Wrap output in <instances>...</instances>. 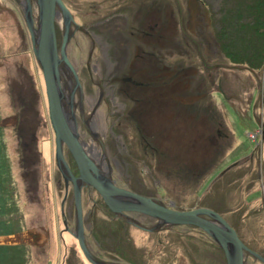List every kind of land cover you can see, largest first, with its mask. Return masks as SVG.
<instances>
[{
	"label": "rangeland",
	"instance_id": "rangeland-1",
	"mask_svg": "<svg viewBox=\"0 0 264 264\" xmlns=\"http://www.w3.org/2000/svg\"><path fill=\"white\" fill-rule=\"evenodd\" d=\"M63 2L71 20L58 8L54 24L59 40L65 35L70 65L57 52L56 67L71 83L57 76L68 89L61 102L77 136L99 147L113 183L178 209L217 211L251 251L244 264H264L253 255H264V73L234 64L219 49L212 16L221 0ZM31 4L36 33L38 2ZM40 67L21 0H0V125L23 226L0 235V243L25 246L24 264H90L64 229V218L72 229L75 223L72 191L68 185L61 214L65 188ZM62 152L72 168L63 143ZM80 189L84 242L95 256L225 264L220 246L198 226L125 212L154 226L137 228L115 219L93 187L82 182Z\"/></svg>",
	"mask_w": 264,
	"mask_h": 264
},
{
	"label": "water",
	"instance_id": "water-1",
	"mask_svg": "<svg viewBox=\"0 0 264 264\" xmlns=\"http://www.w3.org/2000/svg\"><path fill=\"white\" fill-rule=\"evenodd\" d=\"M38 2V27L37 32L33 28L31 14V0H21L23 15L31 39V49L39 64L44 92L47 102V111L50 125L54 133V156L57 166L62 167L72 180L75 214L77 220L78 245L86 260L92 264H128L117 261H96L86 248L82 233V211L79 186L76 179H80L86 185H90L101 196L104 204L113 212L136 211L149 214L158 218L159 223L164 224H192L198 226L214 238L225 256V264H244L245 252H250L242 243L235 229L217 211L207 206H195L191 208H175L172 203L163 204L153 196L135 192L114 184L106 172L98 170L80 140L75 135V127L69 124L68 117L61 102V90L57 78V45L54 20L57 9L60 8L68 16H71L63 0H37ZM66 39L63 36L58 49L62 59L69 64L64 52ZM62 143L71 154L78 174L74 175L70 170L62 152ZM66 182V181H65ZM123 214V213H122ZM137 227L152 230L154 226H143L132 221ZM157 226V225H156ZM253 253V252H252ZM258 259L264 262V255L255 253Z\"/></svg>",
	"mask_w": 264,
	"mask_h": 264
},
{
	"label": "trees",
	"instance_id": "trees-1",
	"mask_svg": "<svg viewBox=\"0 0 264 264\" xmlns=\"http://www.w3.org/2000/svg\"><path fill=\"white\" fill-rule=\"evenodd\" d=\"M201 5L205 7V4L201 3ZM220 5L219 13L212 16L215 26L214 39L219 49L234 64H244L255 70L262 69L264 73V0H221ZM136 131H138L137 128ZM138 136L140 138V133ZM4 139L0 125L1 236L2 234H13L23 228L20 217L15 215L19 206L15 196L17 193L13 183L11 158L8 156ZM209 172H201L198 176L201 183L203 176L209 175ZM26 257L25 246L17 243L13 245L12 243H0V264H24Z\"/></svg>",
	"mask_w": 264,
	"mask_h": 264
},
{
	"label": "flooded vegetation",
	"instance_id": "flooded-vegetation-1",
	"mask_svg": "<svg viewBox=\"0 0 264 264\" xmlns=\"http://www.w3.org/2000/svg\"><path fill=\"white\" fill-rule=\"evenodd\" d=\"M58 12V11H57ZM58 14V13H57ZM57 14H56V16H57ZM56 16H55V18H56ZM69 18H70V20H71V16H69ZM102 20H100V21H103V22H105L104 20H106V18L105 17H102L101 18ZM99 22V20H96V22L95 21H93L92 23H98ZM71 24H72V22H71ZM54 27H55V25H54ZM107 29H108V24H107ZM55 36H56V45H57V52H58V49H59V47H60V45H61V41H62V39H63V36H65V35H61V38H60V40H59V33L57 34L56 33V31H55ZM60 54V53H59ZM89 63V62H88ZM89 66V65H88ZM57 69H58V72H57V74H58V76L60 77V80H61V82H62V84H63V78H65L66 79V81H67V84H68V87H69V83H71V77H69L67 74H66V72L63 70V68H60L59 66H57ZM76 78V77H75ZM122 78H124V79H126L127 78V76H123ZM77 82V81H76ZM100 84V83H99ZM62 92H64V94L66 95L67 94V88L64 86V87H62L61 89H60ZM111 93H114V89L111 91ZM100 98H102V96L100 97ZM100 98H99V101H100ZM66 107H68V106H66ZM64 108V107H63ZM65 110V112H67L68 113V115L67 116H69V124L71 125V126H74V121H73V119L71 118V116H70V108L68 107V108H66V109H64ZM92 125H94V121H93V119L91 120V122H90ZM75 135H76V137H78L77 136V134H76V132H75ZM141 136V135H140ZM78 139L80 140V142H81V144H82V146L84 147V149L86 150V152L89 154V155H91V157L93 158L92 159V161L94 162V164H95V166L98 168V170H99V172L100 171H103V172H105V164H104V161L103 162H100V160H99V151H98V148L99 147H97L96 146V144L92 141H90V142H87V141H85V140H82L81 138H79L78 137ZM66 147V146H65ZM89 151V152H88ZM68 154H69V156H70V158L72 159V168H70V170L72 171V173L74 174V175H77L78 174V169H77V167H76V163L74 162V160H73V158L71 157V154L69 153V151H68ZM68 164V163H67ZM69 166V165H68ZM58 167V166H57ZM58 169L60 170V175H61V177H62V181L64 182V188H65V191H64V194H63V198L61 199V214H63L64 212H63V210H62V206H63V201L65 200V198H66V195H67V192H68V185H70L71 186V191H72V201H73V211H74V226H73V229L72 228H70L68 225H67V223H66V219L64 218V220H63V225H64V229L65 230H67L74 238H75V242L77 243V245H78V242H77V238L75 237V234H76V232H77V220H76V214H75V205H74V193H73V185H72V180H70L69 179V177H68V175H67V172L65 171V169L62 167L61 169L58 167ZM66 181V182H65ZM76 182H77V184H78V186H79V190H80V194H81V184H82V181L80 180V179H76ZM90 186V185H89ZM120 186V185H119ZM92 187V186H91ZM127 188V187H126ZM130 189V188H129ZM132 190V189H131ZM135 191V190H134ZM140 193V192H139ZM143 194V193H142ZM146 195V194H145ZM149 196H151V195H149ZM80 198H81V196H80ZM108 208V207H107ZM109 209V208H108ZM110 210V209H109ZM81 211H82V206H81ZM111 211V210H110ZM83 212V211H82ZM81 212V213H82ZM114 215H115V219H117V217L119 218V219H121V220H123V222H126V224L127 223H129V224H131V225H134V226H136L137 227V225H135L133 222H131V220L133 221H136L135 219H133L131 216H129V215H125L124 213L125 212H116V214H115V212H113V211H111ZM123 213V214H122ZM141 213V212H140ZM149 215V214H148ZM147 215V216H148ZM150 216V215H149ZM83 217H84V214L82 213V220H81V222H82V233H83V240L85 241V235H84V231H85V224H84V221H83ZM137 222V221H136ZM159 222V221H158ZM139 224H141V225H143V226H147V225H145V224H142V223H140V222H138ZM137 223V224H138ZM159 224H162V223H159ZM159 224H156V225H158L159 226ZM164 224V223H163ZM156 225H155V227H156ZM139 227V226H138ZM137 227V228H138ZM139 228H141V227H139ZM142 229H144V228H142ZM146 230H148V229H146ZM34 234V233H33ZM36 234H34V236H35ZM78 247H79V245H78ZM79 249H80V247H79ZM80 251H81V249H80ZM82 252V251H81ZM90 253H91V256L93 257V258H95L96 259V261H107V259H103V258H99L98 256H95L94 254H93V252H91V251H89ZM83 254V253H82ZM84 256V255H83ZM84 258H85V256H84ZM86 259V258H85ZM86 261H88V260H86ZM108 261H113V260H108ZM107 261V262H108ZM90 264H92L91 262H89Z\"/></svg>",
	"mask_w": 264,
	"mask_h": 264
},
{
	"label": "bare ground",
	"instance_id": "bare-ground-1",
	"mask_svg": "<svg viewBox=\"0 0 264 264\" xmlns=\"http://www.w3.org/2000/svg\"><path fill=\"white\" fill-rule=\"evenodd\" d=\"M94 163V162H93ZM95 165V164H94Z\"/></svg>",
	"mask_w": 264,
	"mask_h": 264
}]
</instances>
